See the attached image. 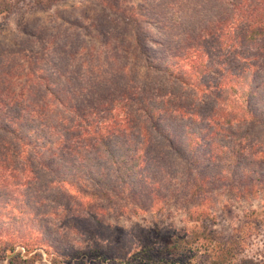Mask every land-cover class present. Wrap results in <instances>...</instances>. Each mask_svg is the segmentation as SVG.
<instances>
[{
  "label": "trees",
  "instance_id": "obj_1",
  "mask_svg": "<svg viewBox=\"0 0 264 264\" xmlns=\"http://www.w3.org/2000/svg\"><path fill=\"white\" fill-rule=\"evenodd\" d=\"M24 1L0 0V16L12 13ZM42 1L49 7L56 0H31L36 7ZM144 1L155 4L153 12L146 10V2L140 8L125 5L110 12L118 20L108 22L117 27L121 23L127 33L114 35L121 41L113 56L108 57L110 50L105 52L96 75L76 70L72 60L77 44L69 33L55 30L57 25L48 30L47 40L18 26L19 42L10 50L0 46L2 207L21 202L38 216L58 217L56 234L78 236L74 228L64 227L61 233L59 229L72 211L82 208L69 190L87 189L86 182L98 188L97 205L86 211L90 218L112 210L123 213L138 202L140 193L153 204L165 198L161 193L169 199L170 188L187 186L201 194L203 180L224 179L221 160L239 165L235 188L248 189L251 195L264 190V147L255 137L250 139L254 132L264 137V0ZM121 51L140 62L153 79L133 73L127 56L119 57ZM240 126L243 134L237 147L222 145L225 156L216 155L212 137L233 136L232 127ZM186 136L198 139V150L204 151L202 163H197L198 151L188 149ZM163 148L170 152L160 157ZM138 151L140 165L148 172L135 175ZM250 165L253 170L244 168ZM210 169L212 175L202 173ZM127 171L131 174L124 176ZM140 185H145L144 191H139ZM189 189L187 196L194 195ZM17 196L22 200L16 201ZM41 207L50 211L39 213ZM136 210L143 209L134 205L131 212ZM259 214L256 220L261 225L264 213ZM27 232L22 229L16 241L0 235L5 244L0 258L11 252L15 264H34L38 254L23 258L12 252L16 247L23 253L45 248L50 251V264L100 263L98 256L81 254L83 241L71 242L60 235L30 238L24 235ZM200 245L206 250L204 242ZM165 248L170 254L183 252L179 242ZM232 251L230 242H225L195 264H259L264 259V254L237 259ZM155 255L153 249L141 248L123 263L139 264L142 258V264H178Z\"/></svg>",
  "mask_w": 264,
  "mask_h": 264
},
{
  "label": "rangeland",
  "instance_id": "obj_2",
  "mask_svg": "<svg viewBox=\"0 0 264 264\" xmlns=\"http://www.w3.org/2000/svg\"><path fill=\"white\" fill-rule=\"evenodd\" d=\"M101 2H103V7L100 6ZM145 2L147 4L146 10L153 12V5L155 4L144 0H56L49 7L45 1H42L41 7H36L31 0H25L12 13L0 16V43L2 42L0 46L10 50L15 46V43L19 42L18 26L24 30L35 32L36 37H39L38 39L47 40V35L50 33L48 30L57 25L54 27L55 30L65 33L64 35L69 33L71 42L77 44L78 50L72 60V64L77 66L76 70L79 69L83 73L96 75L99 72L97 65H101L105 61V52L110 50L108 57L113 56L116 43L118 40L121 41L118 36L115 40L114 35L127 33L126 27L122 26L121 23L118 27L111 24L112 18L118 17L110 12L117 7L124 9L125 5L140 8ZM62 19L69 21L72 25L61 21ZM113 23L115 22L113 21ZM106 31H108V36ZM27 42L30 44V41ZM83 46L87 48L86 51L79 50ZM122 53L124 51L119 53V57L127 56L128 63H132L130 70L139 75L140 79H144L148 74L149 79L152 78V74L148 73L140 62L133 60L129 54ZM197 126L198 124L191 125V127ZM232 128L235 130L233 136L229 137L228 134H224L225 137H223V133H220L218 134L219 137H212L216 155L225 156L224 151L227 150L222 149V145L237 147L236 145L241 140L240 136L243 134V128L241 126ZM191 137L190 139L186 136V143L188 140L189 150L198 151L197 163L200 164L203 162L202 154L204 151L198 150V139L194 136ZM253 137L260 141L258 143L261 148L264 147V137L259 132L252 133L250 139ZM155 151H159V149H155ZM164 152L170 151L165 148L161 149L160 157L164 156ZM135 157V160L137 159L135 175L148 172V168L143 163L140 165L141 152L138 151ZM219 168L222 170L224 179L219 182L203 180L200 186L201 191L203 190L201 194H198L197 189L193 191L187 186H183L181 189L170 188L169 199H167L166 193H161V196L165 195V198H162L158 203L155 201L153 204L148 201L143 193H140L145 190V185H140L141 197H138V202H133L123 213L112 210V212H105L103 215L97 213L95 214L96 217L93 218L87 216L86 211H91L95 208L94 205H97L98 188L92 182H86L87 189L78 187L76 188L79 189L78 192H74V189L69 190L70 194L74 196V200L82 203V208L70 213L72 215L66 220V225L60 223L62 228L59 229V232L64 231V227L74 228L78 236L56 234L54 228L60 222L58 217L38 216L31 207L23 208L21 202H11L5 207L0 205V235L7 234L10 239L16 241L15 237L22 232V229H25L28 232L24 235L30 238L40 235H57L58 237L60 235L64 239H71V242L83 241L81 243H83L84 248L81 254L91 257V259L98 256L99 264H124L123 261L128 255L141 248L144 250L153 249L156 254L155 259H168L169 257L178 264H195L197 259L204 257L206 259L207 254L220 250L225 242H230L233 248L231 254L237 259L255 258L259 254L263 255L264 223L258 225L256 217L259 213H264V190L251 195L248 193V189L241 191L240 189L243 188L239 187V190L235 188L234 182H237L236 175H238L240 168L233 162L232 164H224L221 160ZM244 168L254 169L252 165ZM204 172L202 173L212 175L213 169ZM128 173L131 174L130 171H127L124 176ZM155 174L158 178L162 176L157 169H155ZM185 176L188 179L191 178V175L187 176L186 174ZM112 179L115 181L113 177ZM73 181L76 186L79 185L75 178ZM78 181L81 185L86 186L85 182H81L82 179L79 178ZM125 182L128 183V179ZM247 182L249 183V181ZM196 183L200 184L199 176H197ZM188 189L194 195H188V197L186 193ZM206 191L207 193H204ZM89 198L92 200L89 201ZM203 198L206 200L202 201ZM20 200L22 198L17 196L16 201ZM197 204L199 206L193 208ZM134 205L143 210L131 212ZM37 211L41 213V211H50V209L41 207ZM62 216L64 215L62 214ZM44 226H48L49 230H52L48 231ZM172 242H179V249L182 248L183 252H177H182L181 255L179 253L174 254V252L170 254L166 250L165 246L168 247V243ZM202 242L205 243L206 250L200 245ZM4 245V240L0 238V247ZM17 252L23 258L38 254L39 258L35 259L34 264H50V251L45 248L23 253L20 247H16L12 253L16 254ZM10 253L6 252L0 258V264H6L8 260H12L11 264L16 263L13 260L14 256H10ZM109 257H116L117 259L110 260ZM139 262V264L143 263L142 258ZM69 263L77 264L72 261ZM259 264H264V259Z\"/></svg>",
  "mask_w": 264,
  "mask_h": 264
}]
</instances>
